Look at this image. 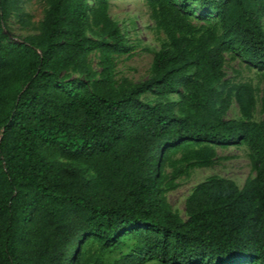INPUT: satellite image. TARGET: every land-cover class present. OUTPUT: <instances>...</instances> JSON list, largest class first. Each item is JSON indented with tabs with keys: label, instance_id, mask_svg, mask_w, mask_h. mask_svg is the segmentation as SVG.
<instances>
[{
	"label": "trees",
	"instance_id": "trees-1",
	"mask_svg": "<svg viewBox=\"0 0 264 264\" xmlns=\"http://www.w3.org/2000/svg\"><path fill=\"white\" fill-rule=\"evenodd\" d=\"M145 3L159 45L134 81L109 0H45L36 23L0 0V264H264V0ZM231 145L254 175L207 176L182 217L167 192Z\"/></svg>",
	"mask_w": 264,
	"mask_h": 264
},
{
	"label": "rangeland",
	"instance_id": "rangeland-1",
	"mask_svg": "<svg viewBox=\"0 0 264 264\" xmlns=\"http://www.w3.org/2000/svg\"><path fill=\"white\" fill-rule=\"evenodd\" d=\"M21 6L26 13L31 15V21L36 23L43 16L45 0H21ZM194 9L196 15H200V17L203 15L199 8L194 6ZM109 13L119 21L121 27L128 30L130 40L138 44L130 57L121 55L117 58V76H126L134 81L145 78L153 58V52L144 48L156 49L159 45L157 34L150 27L152 22L149 18V10L145 0H109ZM7 23L9 27L8 39L12 41L18 40L31 31L22 27L15 15H12ZM93 62H95V59H93ZM225 71L227 76L234 80H247L253 84H262L258 71L249 68L247 63L239 57L228 59L227 56ZM237 115V107L235 103H232L228 116L234 117ZM259 117L260 114L256 111L255 118ZM213 174L232 179L238 186H242L248 176L254 175L249 160L248 148L244 145L217 147V158L212 166L193 169L188 176H182L177 180L178 186L175 189L167 192V200L172 208L177 210L182 217H185L186 196L195 184ZM146 264L162 263L149 261Z\"/></svg>",
	"mask_w": 264,
	"mask_h": 264
}]
</instances>
